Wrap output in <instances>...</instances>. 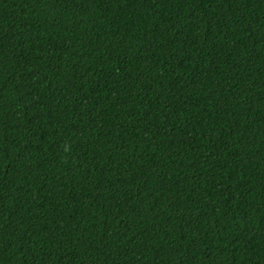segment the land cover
<instances>
[{"label":"trees","instance_id":"trees-1","mask_svg":"<svg viewBox=\"0 0 264 264\" xmlns=\"http://www.w3.org/2000/svg\"><path fill=\"white\" fill-rule=\"evenodd\" d=\"M0 264H264V0H0Z\"/></svg>","mask_w":264,"mask_h":264}]
</instances>
